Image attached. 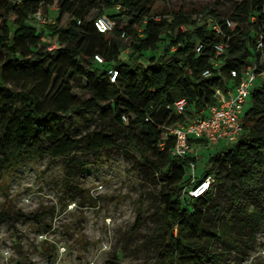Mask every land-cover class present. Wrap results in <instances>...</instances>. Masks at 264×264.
I'll use <instances>...</instances> for the list:
<instances>
[{
  "label": "trees",
  "instance_id": "16d2710c",
  "mask_svg": "<svg viewBox=\"0 0 264 264\" xmlns=\"http://www.w3.org/2000/svg\"><path fill=\"white\" fill-rule=\"evenodd\" d=\"M42 4H56L57 10L52 23L37 31L27 16ZM154 4L0 0V169L11 171L28 158L51 155L64 158L71 176L74 153L131 147L158 173L162 185V218L149 237L160 264H222L232 251L245 255L244 247L253 245L264 226V79L251 91L239 139L208 158L205 175L215 176L211 188L199 197L189 196L190 206L181 190L191 180L186 170L194 158L171 156V141L159 149L160 126L183 119L166 107L176 99L184 97L186 111L199 113L213 104L215 87L240 80L231 77V70L239 73L249 64L264 69V0L234 1L228 18L208 7L193 14L180 7L161 12ZM93 10L97 15L117 11L107 15L115 22L109 36L96 30L97 16L89 18ZM121 36L132 40L127 60L120 58ZM217 43L223 44L220 54ZM151 52L156 54L147 56ZM94 54L104 61L97 62ZM213 60L219 64L212 74L202 75ZM74 88L88 96L74 95ZM97 111L104 121L109 119L121 143L112 129L76 137L62 130L71 113ZM49 139L51 144L44 146ZM19 218H27L21 209H0V222L14 226ZM140 224L138 217L130 234ZM216 243L220 247L213 249Z\"/></svg>",
  "mask_w": 264,
  "mask_h": 264
},
{
  "label": "rangeland",
  "instance_id": "374dc122",
  "mask_svg": "<svg viewBox=\"0 0 264 264\" xmlns=\"http://www.w3.org/2000/svg\"><path fill=\"white\" fill-rule=\"evenodd\" d=\"M154 1L161 12L180 7L201 14L200 10L208 7L220 17L228 18L233 2L239 0ZM40 8L52 23L55 11L45 4ZM115 12L108 10L104 15ZM96 16H99L96 10L89 14V18ZM125 20L123 16L119 22L124 24ZM202 22V19L198 21ZM131 42L129 37L119 38L122 60L128 59ZM72 93L88 96L79 88H74ZM195 114L185 111L182 116ZM65 121L62 130L71 137L112 129L115 141H122L109 119L104 121L98 111L71 113ZM52 141L46 140L43 145L48 146ZM195 146V166L186 170L191 180L181 190L187 206L191 204L189 189L208 173V158L230 144L220 141L207 145L199 141L192 143ZM194 151L191 150L192 155ZM71 172V176L66 174L63 157L51 155L28 158L11 171L0 169V209L11 206L27 215L25 219H16L14 226L8 221L0 222V264H160L161 258L149 240L162 218L159 204L162 185L158 173L145 166L133 148L125 150L122 146L74 153ZM209 174L215 177L213 172ZM138 217L141 224L130 234ZM207 225L213 226L210 221ZM211 247L216 249L220 244ZM244 250L245 255L232 251L222 264H264V226L255 233L253 245Z\"/></svg>",
  "mask_w": 264,
  "mask_h": 264
},
{
  "label": "built area",
  "instance_id": "2783aa9c",
  "mask_svg": "<svg viewBox=\"0 0 264 264\" xmlns=\"http://www.w3.org/2000/svg\"><path fill=\"white\" fill-rule=\"evenodd\" d=\"M10 1L19 3V0ZM48 8L57 10V5L52 4ZM49 21V17L44 14L40 7L27 16V22L37 31L42 30ZM93 23L100 33H109L115 25V22L104 14L97 16ZM200 47L201 45H198L196 50L199 51ZM257 47H261L259 39L257 40ZM48 48L51 49L52 46ZM215 49L217 54L222 53L223 44L217 43ZM93 57L97 62L104 61L99 54H94ZM218 64L217 60H213L210 68H206L202 75H211V68L217 67ZM108 72L113 73V78L115 71L109 70ZM230 74L233 78L240 76V80L236 83L231 82V85L229 83L225 86L215 87L213 90L214 102L207 109L193 116H186L182 120L164 123L160 126L163 132L158 142L159 149L165 148L166 144L171 141L168 149L171 156L187 160H189L188 156H192L195 160L197 147H192V143L202 141L210 145L225 141L232 145L239 139L243 133L242 118L247 108L246 104L249 102L253 87L264 79V69L257 71L255 65L249 64L241 72L231 70ZM166 107L175 116L183 115L186 111V99L180 97ZM122 118L124 121L126 120L125 116ZM191 150H195L194 155H192ZM190 166L193 168L195 161L190 160ZM213 181L214 178L211 174L200 178L189 189V196L193 198L203 195L211 188Z\"/></svg>",
  "mask_w": 264,
  "mask_h": 264
},
{
  "label": "crops",
  "instance_id": "0c3cea01",
  "mask_svg": "<svg viewBox=\"0 0 264 264\" xmlns=\"http://www.w3.org/2000/svg\"><path fill=\"white\" fill-rule=\"evenodd\" d=\"M229 83H226V84H224V85H222V86H225V85H228ZM232 83H230L229 85H231Z\"/></svg>",
  "mask_w": 264,
  "mask_h": 264
}]
</instances>
